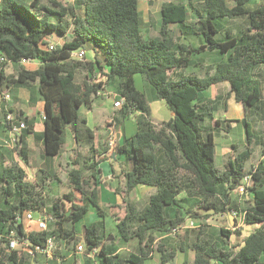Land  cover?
Wrapping results in <instances>:
<instances>
[{
    "label": "trees",
    "instance_id": "1",
    "mask_svg": "<svg viewBox=\"0 0 264 264\" xmlns=\"http://www.w3.org/2000/svg\"><path fill=\"white\" fill-rule=\"evenodd\" d=\"M201 1V11L193 0L163 1L160 31L149 34L143 30L140 0H0V99L4 92H9L12 99L13 84L36 83L45 104L44 146L48 156L62 153L67 128L78 141L84 135L86 144L90 143L93 131L79 109L91 106L109 85L116 87V100L122 98L118 110L122 119L139 112L138 131L117 144L116 150L131 162L124 170L127 192L139 184L156 187L157 191L143 209L126 198V206L115 205L124 207L125 214L115 217L113 241L119 238L128 242L135 238L139 245L137 252L127 257L109 253L98 226L85 227L86 252L98 248L96 257L100 264H148L146 261L154 253L159 255L154 264H170L177 249H185V241L178 247H170L168 240L160 236H171L173 228L193 218L201 227L189 245L194 257L184 264H264V161L248 168L257 147L252 123L244 119V144L234 143V150L222 158L221 165L217 164V135L230 133L232 122L237 119L217 117L214 106L217 101L201 97L212 85L228 81L229 94L246 109L260 108L263 90L255 70L264 63V1L252 8L249 7L252 0ZM190 14L196 18L191 20ZM52 15H57L58 20L52 21ZM240 15L248 18L246 29L236 31L221 22ZM172 25H179L182 35L191 28L193 33L203 36L204 43L195 46L179 41ZM54 34L63 35L66 40L56 44L54 50L44 49L43 45ZM81 48L86 50V59L73 58L72 53ZM206 50L221 55L213 71L208 70L202 76L183 72L193 66L194 54ZM23 59L38 61L39 66L27 69L21 66ZM13 67L15 76L7 75L6 71ZM137 74L146 78L155 97L173 112L169 121L152 123L147 96L135 84ZM7 112L13 115L12 120L5 122L10 129L12 121L15 122L14 114L3 104L0 115L4 119ZM24 120L27 126L18 135L16 151L27 160L24 137L32 131L34 123ZM262 145L264 153V142ZM90 151L91 156L81 157L80 152L75 156L67 189L53 201L48 213L45 196L38 186L44 189L47 179L60 180L57 175L43 174L40 181L33 183L18 164L0 166V243L5 242L9 248L12 231L20 242L28 240L30 247L44 245L49 237L55 243L61 239L74 242L75 224L91 208L106 216L98 187L99 164L103 159L93 146ZM248 174H253V183L246 195L248 204L241 207L231 193ZM186 188L199 200L189 208L183 204L186 198L182 192ZM211 209L215 214L226 210L245 212V224L255 225V229L238 242L237 249L223 248L213 238L203 236L204 220L213 215L205 211ZM29 211L52 216L48 230L36 226L27 231L25 221ZM68 222L74 231L67 228ZM220 233L229 238L234 232L222 227ZM25 256L31 257L21 248L10 249L6 255L13 264H26Z\"/></svg>",
    "mask_w": 264,
    "mask_h": 264
},
{
    "label": "crops",
    "instance_id": "2",
    "mask_svg": "<svg viewBox=\"0 0 264 264\" xmlns=\"http://www.w3.org/2000/svg\"><path fill=\"white\" fill-rule=\"evenodd\" d=\"M264 0H257L255 5H259ZM195 2V1H194ZM149 6L153 4L152 0L148 2ZM140 8V4H139ZM196 18L195 15L190 14V19L194 20ZM143 26V24H142ZM161 28V19L160 25L157 28L150 29L148 31L143 30L149 34H158ZM172 32L173 34L179 38V41L184 43H189L195 46H199L200 44L204 43L203 36H199L189 28V31L186 35H182L179 30V25H172ZM178 28V29H177ZM177 30V31H176ZM220 54L216 51H204L200 54H194L193 56V66L186 69L185 73H193L199 76H202L208 70L213 71V67L216 61L220 58ZM227 55H225L226 58ZM92 57V55H90ZM21 66L26 67L27 69H36L39 66L38 61H31L27 63H22ZM180 72V71H179ZM263 72L264 74V63L259 64L255 70V73ZM7 75H14L16 73L15 68L13 70L6 71ZM262 83V90H263V99L261 102V106L257 109L259 113V119H263L264 121V82L261 76H257ZM264 77V76H263ZM143 81L147 82L146 78L143 76ZM146 84V83H145ZM148 93L150 94L151 98L148 99L150 105V118L152 123L158 125L162 122H167L173 117V112L168 108L166 103L162 99H157L154 95V91L149 85ZM12 90V99L8 103L9 108L12 110L15 118V123L19 121H24V118L33 121V128L31 132L25 133L24 137V144L26 146V153H27V160L19 155L16 151V142L17 138L20 136H13L7 125L3 121V117L0 115V166H10L13 163L18 164L22 167L26 174L27 180L31 182L39 181L40 176L43 174H54L57 175L60 180V172L63 166L68 164V157L72 156V154H78L80 149L84 150L88 156H91L92 153L90 149L93 148L98 151L100 157L103 159L100 164L99 168L101 170V174L98 180V187H99V195H100V202L102 207L105 210L107 215L111 216L115 221V217H122L125 214L124 207L123 209L115 206L121 205L126 206V202H124V198L127 199L133 206L137 207V202L144 199L147 206L149 202V198L152 194H154L157 189L156 187L147 186L144 184L136 185L133 189L127 192L125 185H124V170L128 169L131 166V162L126 160L124 154L118 152L116 150V145L121 144L124 142L125 138H129L134 135L138 131V124H137V116L139 112L130 113L129 116L122 119L120 112H118L119 108L114 106V102L116 100L117 92L116 87L109 85L108 88L103 91V94L96 98L91 106H82L79 109V113L81 117L86 119V125L91 128L93 131V138L90 140V143L86 144V137L83 135L81 137V141L75 137L74 132L67 128L66 130V143L62 150V153L58 156H48L45 151L44 146V132H45V104L41 98V95L38 91L36 83L32 86L29 85H17L13 84L11 87ZM230 83L228 81H223L218 84L212 85L211 88L204 91L201 97L204 100L213 99L217 101V99H221L222 92L220 89H225V91L230 92ZM110 93L112 95H106V93ZM216 95V96H215ZM147 96V94H146ZM236 103L237 109L231 110L230 103ZM226 115L224 116H217L221 119H236L241 120V123L244 124V119L248 118V113L253 114L250 111V108L246 109L242 102H238L233 94H231L228 104H225ZM230 109V110H229ZM250 121V120H249ZM121 122V126L118 123ZM252 123V121H250ZM233 125V123H232ZM253 125V124H252ZM114 128L116 131V142L114 145L110 144V130ZM234 129V127H233ZM264 131L261 128L260 132H255L256 136V143L257 147L254 151V154H258L262 152V158L260 161L264 159L263 153V145L264 142ZM24 133V130L22 131ZM68 133V139H67ZM231 133V132H230ZM228 133V134H230ZM226 134V136L228 135ZM218 137V135H217ZM81 142V144H80ZM234 142L224 148L221 153V160L222 158L234 150L233 148ZM244 141H242L243 145ZM80 145L82 147H80ZM218 148H219V141H218ZM71 151V152H70ZM219 149H217V152ZM67 154V156H66ZM163 155V153H161ZM218 154V153H217ZM259 163V162H258ZM57 181V180H55ZM59 181V180H58ZM50 182V181H49ZM61 185L65 184L60 182ZM64 192V189H63ZM93 210V211H92ZM97 211L94 208H91L88 213H92L93 220L89 224H82L78 227L77 222L75 224L76 228V235L80 236V238L85 239V227L90 226L92 224H96L99 228L100 236L102 237L103 244L105 245V249L112 254H120L122 257H127L131 252H137L138 250H134L131 246V242L135 239H131L128 242H124L117 238L113 241L114 235L106 228L105 224V217L96 218ZM87 213V214H88ZM86 214V215H87ZM99 215V214H98ZM101 216V215H99ZM86 217V216H85ZM85 217L83 219H85ZM96 218V219H95ZM228 218L231 223L236 221L233 217L228 213ZM82 219V220H83ZM80 220V222L82 221ZM248 226V225H246ZM36 227V224H32V229ZM255 228V227H254ZM180 233V232H179ZM164 240H168L167 243L170 247H176L173 243L174 236H169L168 234H164L160 236ZM137 240V239H136ZM138 244V240L136 242ZM134 243V244H136ZM84 244V242L80 239L74 242H67L64 239L58 240L56 242V247L54 249V256H47L46 254H37L36 257H28L26 258V264H100L99 257H96L94 253H87L86 249L84 251H78L77 245ZM139 246V245H138ZM183 246L186 250V246L183 243ZM3 249V254L0 255V264H13L9 261L6 257L7 252L10 251L7 248V244L0 243V249ZM191 249V247L188 246ZM180 248L177 249L176 254V264H184L186 260V253L181 255ZM189 251L187 253V260H192L193 256ZM159 255L154 253L152 259L147 260L148 264H154L158 261ZM182 257V258H181ZM171 264V263H170Z\"/></svg>",
    "mask_w": 264,
    "mask_h": 264
},
{
    "label": "rangeland",
    "instance_id": "3",
    "mask_svg": "<svg viewBox=\"0 0 264 264\" xmlns=\"http://www.w3.org/2000/svg\"><path fill=\"white\" fill-rule=\"evenodd\" d=\"M149 1L150 0H140V11L142 13V24H143L144 30H146V31L153 29V27L155 29V28H157V26L160 25L161 6L163 4V1H165V0H152L153 4H151V6H149V4H148ZM193 1H195L197 3V6H199L198 9L201 11V9H202V6H201L202 3L201 2L202 1L201 0H193ZM256 2H257V0H252L251 3L249 4V7L250 8L254 7V4ZM51 18H52V21L58 20L57 15H52ZM247 20H248V18L246 15H240V16H235L233 18H225L221 22L223 23L224 26L229 27V28H233L236 31H239L240 29H246L247 28V26H246ZM218 24H219V22H218ZM219 36H221V34ZM50 39L52 41H54L56 44H62L66 40L65 37L63 35H60V34H54L53 37H51ZM79 51H80V49H77L74 52H79ZM89 56H90V54H89ZM256 76H261V78L264 82L263 72H261V74L256 72ZM80 77H81V75L78 76V78H80ZM135 84L139 90H141L142 92L147 94V97L149 99L151 98L150 94L148 93L150 83L148 81L147 82L143 81V75H141V74L135 75ZM220 91H223L222 92L223 96L221 97V99H217V102L214 103L215 113L217 116H223V118H224V116L226 115L225 112L227 110V108L225 107V103L228 104V101H229L231 95L229 94V92L225 91V89H220ZM236 106H237V104L235 102L232 104L230 103L231 110L237 109ZM250 111L253 114H250V112H249L248 113V119L250 121H252V124H253L252 126H253L254 131L259 133L261 128L264 129V121H263V119L258 118L259 113L257 112L258 111L257 109H251L250 108ZM232 123H233L234 129H232L230 134H228L226 136V134L221 132V134L218 135V141H219V148L218 149H219V151L217 152L218 154H217V158H216L217 161L216 162H217V164H220V165H221L222 150L224 148H227V146H230V144L232 142L240 145V144H242V141H244V139H245L246 134H245V130H244V124L241 123V120L240 121L236 120ZM262 133H264V131H262ZM67 139H68V133H67ZM80 147H82V146L80 145ZM79 152H80L81 157H88V155L86 154V152L84 150L80 149V151H78V153ZM76 155H78V154L76 153ZM76 155L72 154V156H69L67 158L68 164L66 166L64 165L61 172H60V177L62 180H59V181L60 182L63 181V183H65V185L62 186L59 181L52 180L53 178H51V180L47 179L46 183L44 184L45 185L44 189L42 187H40V185L38 186V190L41 191L43 196H45V200H46V204H47V206H46V212L47 213L50 211L49 209L53 205V201L56 198L62 197L61 195L63 194V189H67V184H69V182H70V180H69L70 174L69 173L73 167V165L71 163H72V161H74ZM262 155H263L262 152L258 153L257 155H254V158L251 161L252 163L249 164L248 168L251 167L250 166L251 164L257 166L258 162H260V160L262 158ZM66 156H67V154H66ZM263 161H264V159H263ZM82 165H83V163H82ZM77 166H80V165L78 164ZM39 181H40V179H39ZM33 183H35V182H33ZM231 196L234 197V201H239L240 196L237 192V189L232 191ZM182 197L186 198V202L185 203L183 202V204L187 208L192 207L196 203L199 202L198 196L195 193H192L191 189L189 190L188 188L184 189V192H182ZM248 200H249V197L245 196L242 200L241 207L246 206L248 204ZM145 205H146V203H145L144 199L137 202V208L138 209H143L145 207ZM205 213L206 214L209 213V214H213V215L211 217H209L207 220H204L205 224L203 226V228H204V231H203L204 235L203 236L213 238L223 248L237 249L235 246L238 244V242H240V241L242 242V240L252 230L255 229L254 228L255 225L246 226L245 221L243 222V224L239 228L234 229L233 227L235 226L237 221H234L233 223L230 222V220L228 218V213L231 215V217H233L234 215L231 214L229 211L227 212V210L223 214H220V213L215 214V211L213 209L205 211ZM243 214L244 213H242V216H243ZM93 215L94 214H92V213H88L86 215L85 219H83L81 222L79 221V223L77 224L78 227H80V225H82L84 223L89 224L90 222H92L91 220H93V218H92ZM94 217H95V215H94ZM96 218H102V216H99L98 213H96ZM193 220H196V219L193 218ZM234 220H235V218H234ZM135 222H136V219L133 223H135ZM105 224H106L107 230H109L113 234L116 233V226H115L114 220L111 216L107 215V213L105 216ZM25 225H26V227H28L29 222L25 221ZM134 226H136V225L134 224ZM222 227H224L226 229H231L234 233L229 238L226 236H223L220 233V229ZM67 228L71 231H74V229H75V232H76V228L73 229L71 222H68ZM235 231H239L240 233L237 234ZM198 232H199V228L198 229H184L180 233H178L176 236H174L175 239H174L173 243L176 247L179 246L181 241H183V240L185 241L184 244L186 246V250L185 251L181 250V255L183 256L182 252L186 253V260L189 257V256H187V253L189 251H191L190 253L194 257L193 250L188 248V246L195 241V238H196ZM80 239L84 242V244H86L85 239L80 238V236L77 235L76 241L80 240ZM136 242H137L136 239H134L131 242V246H134L133 247L134 250L139 249L138 244ZM134 243H136V244H134ZM171 264H176V258Z\"/></svg>",
    "mask_w": 264,
    "mask_h": 264
},
{
    "label": "built area",
    "instance_id": "4",
    "mask_svg": "<svg viewBox=\"0 0 264 264\" xmlns=\"http://www.w3.org/2000/svg\"><path fill=\"white\" fill-rule=\"evenodd\" d=\"M43 48L46 50H54L56 48V43L52 41L51 39L48 40L47 44L43 45ZM72 57L79 59V60H84L86 59V50L85 49H80L79 52H73ZM4 59V58H2ZM31 59H23L22 63H27L31 62ZM106 95H112L110 93L105 92ZM103 94V93H102ZM11 100V94L9 92H4L2 94V98L0 99V113L3 112V104L5 107L9 108V101ZM122 98L118 97V100H115L114 106L116 108H121L122 107ZM13 115L9 112H7L6 118H3L4 123L6 121L12 120ZM26 122L24 121H19L18 123H15L14 120L11 123L10 131L13 136H18L21 131L26 128ZM116 142V131L114 128L110 130V144L114 145ZM253 183V174H248L244 177L242 184H240L237 188V192L239 194V201L242 203L243 198L247 195L248 192V187L251 186ZM231 214H233L234 218H237V222L235 226L233 227L234 229L239 228L244 220H245V212H232L230 211ZM242 213L243 216H242ZM26 219L29 222L28 227H26L27 231H32V224L35 223L36 226L38 227L39 230H48V225L49 221L53 220L52 216H48L43 212H33L29 211L26 214ZM201 227V224L199 222H196L193 219H188L185 223L177 226L176 228H173L172 231L170 232V235L176 236L179 232H181L184 229H198ZM2 236V235H1ZM29 241L24 240L23 242H20V240L15 236V232L12 231L11 234L9 235V249L11 250H18L22 249L23 251L27 252L31 256H35L37 253L38 254H46L47 256H53L54 249L56 247L55 239L53 237H49L44 245L36 244L34 246H29ZM77 250L78 251H84L85 246L83 244H78L77 245ZM99 249L95 248L91 253H94L95 255L98 253Z\"/></svg>",
    "mask_w": 264,
    "mask_h": 264
}]
</instances>
